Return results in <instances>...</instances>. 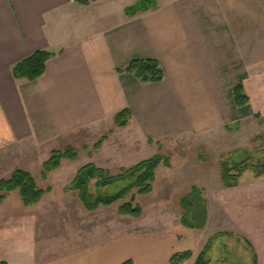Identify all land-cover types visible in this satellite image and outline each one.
Here are the masks:
<instances>
[{
	"label": "crops",
	"instance_id": "0c3cea01",
	"mask_svg": "<svg viewBox=\"0 0 264 264\" xmlns=\"http://www.w3.org/2000/svg\"><path fill=\"white\" fill-rule=\"evenodd\" d=\"M138 1L0 0V159L17 147L50 148L80 131L107 128L97 162L120 171L161 153L166 142L197 137L210 148L237 133L241 121L264 116V71L251 65L248 73L242 61L226 17L230 0H156L155 10L127 16ZM37 51L55 54L43 76L14 79L12 67ZM135 59L157 60L163 80L145 84L119 72ZM239 81L248 99L242 108L231 99ZM124 110L131 116L119 128L114 118ZM197 233L179 223L44 264H169L185 251L192 257L183 264L192 263L205 244Z\"/></svg>",
	"mask_w": 264,
	"mask_h": 264
},
{
	"label": "rangeland",
	"instance_id": "374dc122",
	"mask_svg": "<svg viewBox=\"0 0 264 264\" xmlns=\"http://www.w3.org/2000/svg\"><path fill=\"white\" fill-rule=\"evenodd\" d=\"M153 1L157 5V1ZM229 5L231 13L226 17L248 73L251 65L264 71V0H230ZM240 124L237 133H226L210 148L200 146L197 137L164 143V150L156 153L170 160L168 169H171L158 168L151 193L138 195L132 191L119 204L94 212L86 211L69 187L81 167L94 164L100 168L98 150L93 148L111 134L107 128L80 131L57 145L51 144L50 148L21 146L11 150L7 157L0 159V179L23 170L33 176L39 188L51 191L38 205L28 209L22 206L17 192L7 195L6 204L10 206L7 211H4L5 207L0 209V262L44 264L115 238L137 236L145 239L159 234L181 224L180 199L196 187L206 201V223L204 229L197 230V238L205 243L203 250L209 247L208 264H264V176L256 178L252 172H246L234 189L223 188L219 179V162L228 159L229 155L264 164V116L260 119L251 117ZM67 148L77 154V160L62 161L57 170L43 178V164L51 152ZM149 155L145 154V160L154 156ZM132 163L126 165L131 167ZM106 171L112 176L120 172L117 168ZM94 183L89 185L91 193L104 194L114 189L98 191ZM131 196H134L132 204L142 209L138 219L120 216L117 211L121 204L130 201ZM17 203L19 206L15 207ZM17 218L27 222L21 223L16 221ZM200 222L202 219L196 224ZM120 251V254L126 253ZM195 260L186 264H194Z\"/></svg>",
	"mask_w": 264,
	"mask_h": 264
},
{
	"label": "trees",
	"instance_id": "16d2710c",
	"mask_svg": "<svg viewBox=\"0 0 264 264\" xmlns=\"http://www.w3.org/2000/svg\"><path fill=\"white\" fill-rule=\"evenodd\" d=\"M79 4L86 5V0H74ZM157 6L153 0H139L133 6L125 9L127 16H135L137 13H144L149 10H155ZM55 57V54L46 51H37L21 60L12 67V76L14 79H25L28 82H35L45 73L46 63ZM120 73L131 75L140 83H160L164 74L159 63L155 59L138 60L135 59ZM231 99L235 107L242 108L248 104V99L243 93L242 82H237L231 90ZM131 116L130 111L124 110L118 113L114 118V123L119 128H124ZM255 119L262 116L255 114ZM238 129L235 125L234 130ZM106 137H103L94 145V150H99ZM259 139V138H256ZM159 145V144H158ZM160 147V145H159ZM235 155V153L233 154ZM226 160L221 159L219 162V179L223 188L234 189L239 186V181L246 172H252L256 178L264 176V164L253 163L249 159L232 158L231 155ZM201 162L204 159L199 158ZM77 154L72 149L63 151H52L49 159L43 164L42 177L46 174L57 170L62 161H76ZM170 167V160L162 155H155L147 160L128 169H121L116 176L110 175L106 170L96 167L94 164H87L81 167L69 189L73 191L83 208L88 212L97 211L100 208H109L124 201L132 191L138 195H148L152 191V184L155 181L156 169L160 166ZM95 181L94 187L100 191L114 187L113 191L101 193H91L89 185ZM51 190L39 188L31 174L23 170L14 171L7 179H0V204L6 199L7 195L17 192L24 207L37 205L42 198ZM134 196H131L129 202H125L118 207V214L138 219L142 216V209L138 205H133ZM180 206L183 210L181 224L183 227L193 230H202L206 223V201L202 197L200 190L192 187L191 191L180 199ZM200 219H199V218ZM200 224H196L198 220ZM188 221H191L188 223ZM210 243V241L208 242ZM209 247L197 256L194 264H208L206 253ZM191 251L176 253L169 259V264H183L191 259ZM256 258L254 257V262ZM0 264H6L1 262ZM123 264H130L125 262Z\"/></svg>",
	"mask_w": 264,
	"mask_h": 264
}]
</instances>
